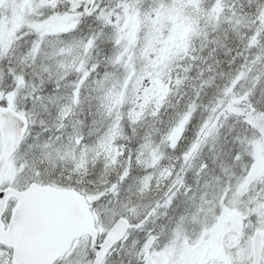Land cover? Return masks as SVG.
Here are the masks:
<instances>
[{
    "label": "snow or ice",
    "instance_id": "6c2138e0",
    "mask_svg": "<svg viewBox=\"0 0 264 264\" xmlns=\"http://www.w3.org/2000/svg\"><path fill=\"white\" fill-rule=\"evenodd\" d=\"M0 264H264V0H0Z\"/></svg>",
    "mask_w": 264,
    "mask_h": 264
}]
</instances>
